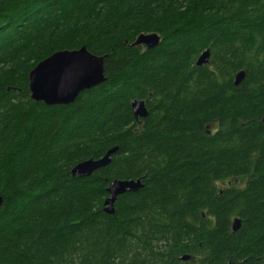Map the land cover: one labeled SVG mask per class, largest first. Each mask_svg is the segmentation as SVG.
I'll return each mask as SVG.
<instances>
[{
  "label": "trees",
  "instance_id": "16d2710c",
  "mask_svg": "<svg viewBox=\"0 0 264 264\" xmlns=\"http://www.w3.org/2000/svg\"><path fill=\"white\" fill-rule=\"evenodd\" d=\"M82 47L106 82L33 101L30 71ZM263 117L264 0H0V264H264ZM117 179L144 188L110 216Z\"/></svg>",
  "mask_w": 264,
  "mask_h": 264
},
{
  "label": "water",
  "instance_id": "95a60500",
  "mask_svg": "<svg viewBox=\"0 0 264 264\" xmlns=\"http://www.w3.org/2000/svg\"><path fill=\"white\" fill-rule=\"evenodd\" d=\"M161 43V37L156 33L141 34L132 46H145L154 49ZM107 56L93 55L86 47L78 50H62L55 52L44 59L29 73L30 97L35 102H42L48 107L68 106L77 98L106 82L105 59ZM211 59V51H203L197 59V66H207ZM246 78V71H240L234 79V85L240 86ZM132 112L136 120L146 119L149 116L146 101L135 100ZM264 122V117L262 119ZM118 151V147L110 149L100 159H89L78 163L72 170L73 177L87 178L96 171L108 167L112 162V156ZM144 188L141 179L138 180H114L107 192L109 197L105 200L103 212L113 216L117 199L126 193H135ZM0 197V207L2 206ZM242 221L235 218L232 229L237 233L241 229ZM182 261H189L190 256H184Z\"/></svg>",
  "mask_w": 264,
  "mask_h": 264
}]
</instances>
